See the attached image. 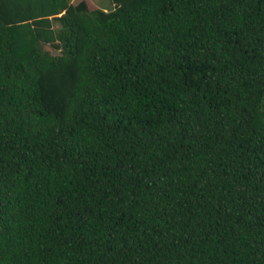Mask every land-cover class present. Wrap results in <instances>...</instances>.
<instances>
[{"label":"trees","instance_id":"1","mask_svg":"<svg viewBox=\"0 0 264 264\" xmlns=\"http://www.w3.org/2000/svg\"><path fill=\"white\" fill-rule=\"evenodd\" d=\"M108 3L0 0V264H264V0Z\"/></svg>","mask_w":264,"mask_h":264},{"label":"rangeland","instance_id":"2","mask_svg":"<svg viewBox=\"0 0 264 264\" xmlns=\"http://www.w3.org/2000/svg\"><path fill=\"white\" fill-rule=\"evenodd\" d=\"M78 1L79 0H70L72 4H75ZM85 1L89 9L103 8L104 10H108L109 8L108 0H85ZM43 48L46 49L51 54H57L59 51L56 43L45 44L43 45Z\"/></svg>","mask_w":264,"mask_h":264}]
</instances>
